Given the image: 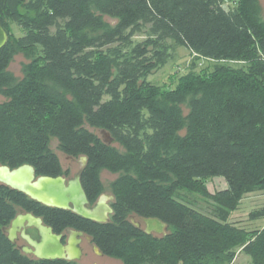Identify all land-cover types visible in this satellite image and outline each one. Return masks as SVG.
Here are the masks:
<instances>
[{
    "label": "trees",
    "instance_id": "obj_1",
    "mask_svg": "<svg viewBox=\"0 0 264 264\" xmlns=\"http://www.w3.org/2000/svg\"><path fill=\"white\" fill-rule=\"evenodd\" d=\"M224 2L0 0L8 34L0 49V165L58 176L54 138L64 155L86 158L80 182L89 203L102 193L99 170L125 173L112 185L105 223L0 184V264H77L37 259L11 243L2 229L20 211L54 233L85 232L123 264H233L239 253L246 264H264V227L247 231L175 197L185 189L234 210L246 193L264 191V21L257 0ZM103 16L117 23L107 27ZM11 25L20 36L10 35ZM179 47L215 63L196 70L192 61L173 89L147 81ZM17 52L29 60L20 80L8 71ZM212 177L226 187L210 193L204 180ZM130 216L157 218L168 232L146 234Z\"/></svg>",
    "mask_w": 264,
    "mask_h": 264
},
{
    "label": "water",
    "instance_id": "obj_2",
    "mask_svg": "<svg viewBox=\"0 0 264 264\" xmlns=\"http://www.w3.org/2000/svg\"><path fill=\"white\" fill-rule=\"evenodd\" d=\"M7 40L8 34L0 24V49ZM102 134L103 142L111 143L112 140L108 133L102 131ZM81 161L85 163L86 158L81 156ZM0 184L17 190L45 206L69 210L84 219L97 223L108 222L112 214V208L106 201L111 202L113 196L101 193L94 203L89 205L79 174L65 180L61 175L37 176L35 169L30 164H22L12 169L7 165H0ZM129 218L137 227L144 223L143 231L146 234L166 235L168 232V225L157 218H141L140 221H134L133 216ZM26 227H31L36 231L37 239L31 238L25 232ZM2 230L11 243H15L17 233L20 234L26 244L18 246V249L26 255L44 260L76 261L80 259L81 249L77 245L79 239H76V236L82 235V232L68 229L67 232L71 234L64 245L61 242V234L54 233L52 228L45 225L40 217L31 213L20 211L11 220L9 226ZM96 252L99 253L97 248ZM99 254L101 255V253Z\"/></svg>",
    "mask_w": 264,
    "mask_h": 264
},
{
    "label": "rangeland",
    "instance_id": "obj_3",
    "mask_svg": "<svg viewBox=\"0 0 264 264\" xmlns=\"http://www.w3.org/2000/svg\"><path fill=\"white\" fill-rule=\"evenodd\" d=\"M224 7H230L232 5L231 0H224ZM259 8V18L264 21V0H257ZM103 20L107 27H113L117 23V19L108 16H103ZM10 35L17 37L21 35V31L15 25L10 27ZM142 35H135L133 40L135 42L142 40ZM188 50L184 47L176 48V51L171 60H169L164 66H161L154 70L147 76V81L157 84L163 89H173L181 81V78L189 72V67L192 61L197 64L196 70H200L205 67L211 68L215 62L199 58L196 59ZM29 62V60L21 53L17 52L8 66V71L15 77L16 80H20L23 77V65ZM235 65L234 63H230ZM4 100V97L0 95V102ZM183 114H187V105L182 106ZM100 139L103 138L102 130L90 129ZM112 145L124 152L123 149L116 143ZM50 150L57 156L62 168H66L70 164V160L66 159V156L62 153L59 147V143L56 139L51 138L49 143ZM75 166V165H73ZM125 173L117 172L113 173L106 169L98 171V178L102 186V193L109 195L113 194V183L123 176ZM129 175H132L129 173ZM206 189L213 193L214 191L224 189L226 187L225 181L221 177H212L204 180ZM175 197L190 206L197 212L207 215L218 220L226 221L230 224L240 227L247 231H253L255 229H261L264 227V191L254 190L252 192L243 195L238 206L234 210L224 209L213 203L208 198L204 197L198 192H192L185 189H179L175 192ZM134 221H140V219L133 216ZM140 228H144V223H141ZM83 255L80 260L75 261L77 264H123L121 260L114 257H107L104 255L93 254L89 249L86 242L82 243ZM247 258L241 253L238 254L233 264H246Z\"/></svg>",
    "mask_w": 264,
    "mask_h": 264
},
{
    "label": "flooded vegetation",
    "instance_id": "obj_4",
    "mask_svg": "<svg viewBox=\"0 0 264 264\" xmlns=\"http://www.w3.org/2000/svg\"><path fill=\"white\" fill-rule=\"evenodd\" d=\"M65 156H66L67 160H70V164L66 168H62L61 167V174L60 175L63 178H65V180L71 179V178L75 177L77 174H79V178H81V174H82V172H83V170H84V168L86 166V161H85V163H82L81 155L75 156V157L67 156V155H65ZM73 165H75V166H73ZM103 194L109 195L107 193H103ZM93 203H89V205H92ZM106 203L110 205V201L109 200H107ZM68 229H70V231H74V232H82V235H80V236L77 235L76 236V239H79V243L77 245L81 249V256L83 255V247H82V243L83 242H86V244L88 245L89 249L91 250V252L93 254L100 255L99 253H101V251L94 244V242L92 240V237L90 235L86 234L85 232L81 231V230L72 229V228H66L63 231L57 233V234H61L62 235V237H61L62 244H64V245L66 244V242H67V240H68V238H69V236L71 234V233L67 232ZM25 232L28 233L31 238L37 239L36 231L33 228L26 227L25 228ZM14 244L18 247V246L26 244V242L20 237V234L17 233V236L15 238V243ZM96 248L98 249L99 253L96 252ZM101 255H103V254L101 253ZM81 256H80V258H81ZM78 260H80V259H78ZM78 260H76V261H78Z\"/></svg>",
    "mask_w": 264,
    "mask_h": 264
}]
</instances>
